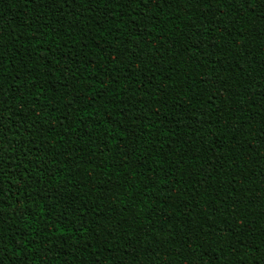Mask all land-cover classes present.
<instances>
[{
  "label": "trees",
  "instance_id": "16d2710c",
  "mask_svg": "<svg viewBox=\"0 0 264 264\" xmlns=\"http://www.w3.org/2000/svg\"><path fill=\"white\" fill-rule=\"evenodd\" d=\"M0 264H264V0H0Z\"/></svg>",
  "mask_w": 264,
  "mask_h": 264
}]
</instances>
